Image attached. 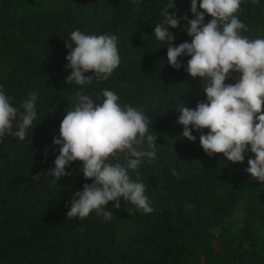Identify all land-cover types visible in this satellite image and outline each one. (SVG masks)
<instances>
[{
    "label": "trees",
    "instance_id": "trees-1",
    "mask_svg": "<svg viewBox=\"0 0 264 264\" xmlns=\"http://www.w3.org/2000/svg\"><path fill=\"white\" fill-rule=\"evenodd\" d=\"M0 264H264V0H0Z\"/></svg>",
    "mask_w": 264,
    "mask_h": 264
}]
</instances>
